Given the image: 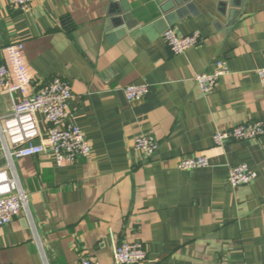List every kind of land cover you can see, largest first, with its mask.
<instances>
[{"label":"crops","instance_id":"crops-1","mask_svg":"<svg viewBox=\"0 0 264 264\" xmlns=\"http://www.w3.org/2000/svg\"><path fill=\"white\" fill-rule=\"evenodd\" d=\"M168 29L201 42L175 55ZM0 39L23 43L32 92L54 78L71 85L68 122L93 149L62 167L50 152L14 162L28 212L0 228V264H115L123 243L143 245L141 264H264V136L214 142L264 122V0H34L27 10L0 0ZM218 63L229 72L205 95L195 77ZM130 85L149 94L130 102ZM20 98L0 91V117ZM142 135L159 143L150 159L134 148ZM197 156L210 166L178 169ZM238 165L257 179L233 188Z\"/></svg>","mask_w":264,"mask_h":264},{"label":"built area","instance_id":"built-area-1","mask_svg":"<svg viewBox=\"0 0 264 264\" xmlns=\"http://www.w3.org/2000/svg\"><path fill=\"white\" fill-rule=\"evenodd\" d=\"M34 0H12L14 7L27 10ZM163 38L175 55H182L200 44L199 34L180 37L172 29L163 34ZM0 51L5 62L0 63V91L9 95L19 94L21 98L13 103L9 116L0 117V139L2 151L7 160L0 168V228L8 226L23 212H28V196L18 177L14 174V162L46 155L50 152L59 167L87 159L92 155V145L84 132L76 124L68 122L69 103L73 99L71 85L54 78L38 90L32 92L31 77L25 62L23 43L3 46L0 39ZM224 63L217 64V71L211 74H199L195 82L202 93H212L220 77L228 74ZM256 75L264 88V68ZM126 99L130 102L144 99L149 94L148 86L130 85L125 88ZM42 115L46 128L43 130L38 119ZM264 136V122L258 121L239 125L227 132H218L214 136L217 146L232 141H248ZM134 148L144 158H152L159 149V143L151 135H142L134 140ZM210 166L205 156L183 158L178 161V169L193 171ZM257 179V173L248 165L230 166L229 184L233 188L249 185ZM147 259V252L141 243H123L114 249L115 264H141ZM78 264H99L96 260L83 257Z\"/></svg>","mask_w":264,"mask_h":264},{"label":"water","instance_id":"water-1","mask_svg":"<svg viewBox=\"0 0 264 264\" xmlns=\"http://www.w3.org/2000/svg\"><path fill=\"white\" fill-rule=\"evenodd\" d=\"M123 20H127V17H124ZM123 20L118 19V20H116L117 22L114 21V23L116 22V24H123Z\"/></svg>","mask_w":264,"mask_h":264}]
</instances>
